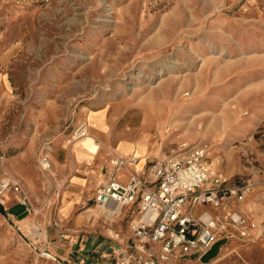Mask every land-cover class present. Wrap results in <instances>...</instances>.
<instances>
[{
    "label": "rangeland",
    "instance_id": "obj_1",
    "mask_svg": "<svg viewBox=\"0 0 264 264\" xmlns=\"http://www.w3.org/2000/svg\"><path fill=\"white\" fill-rule=\"evenodd\" d=\"M146 107L168 111L162 144L204 143L226 177L249 179L241 207L260 224L179 263L264 264V0H0V264H73L47 245L75 233L54 219L67 182L39 159L73 141L82 108L125 126ZM87 202L82 233L124 237L130 218Z\"/></svg>",
    "mask_w": 264,
    "mask_h": 264
},
{
    "label": "built area",
    "instance_id": "obj_2",
    "mask_svg": "<svg viewBox=\"0 0 264 264\" xmlns=\"http://www.w3.org/2000/svg\"><path fill=\"white\" fill-rule=\"evenodd\" d=\"M86 134V124L81 122L72 139ZM44 149L49 150L47 143ZM111 163L116 169L128 167V179H107L96 189L93 202L106 209L109 218L137 205V214L128 224L135 239L133 249L121 252L116 264L200 261L219 239L247 241L258 232L260 224L236 206L249 183L229 181L214 169L204 143H181L176 152L155 158L145 170L133 157L115 154ZM39 166L50 170L47 154L41 155ZM13 185L19 190L18 183Z\"/></svg>",
    "mask_w": 264,
    "mask_h": 264
},
{
    "label": "crops",
    "instance_id": "obj_3",
    "mask_svg": "<svg viewBox=\"0 0 264 264\" xmlns=\"http://www.w3.org/2000/svg\"><path fill=\"white\" fill-rule=\"evenodd\" d=\"M138 112L131 113L126 117L124 115L125 126H119L121 111L107 112L82 108L78 112L76 121L79 123L83 121L87 125L88 135L69 141L67 145L61 139L53 140L55 148L62 146L67 150L61 159L57 158V154L54 152L55 148L52 150L50 148L49 152L56 177L65 179L67 182L60 192L59 208L54 219L58 220L60 224L70 221L72 229L75 231V233L66 235L68 240L57 237L55 241L47 244L52 247L56 256L71 260L73 264H112V258H117L123 251L133 249L135 239L129 230L124 237L117 234L115 238L82 233L80 228L83 227L90 215L83 214V212L78 213L77 210L86 207L90 197L93 202L96 187L107 179L127 181L129 168L114 170L109 161L115 154L125 159L136 157L137 166L145 170L155 158L174 153L179 149L178 147L172 148L170 143L162 144L160 142L164 126L163 117L168 114L166 109L146 107ZM174 123H176V119ZM97 140L104 144H99ZM213 158L214 161H211L208 155L214 169L222 172L225 176L223 168L214 163H217L218 157L214 156ZM50 171L52 170L50 169ZM24 177L27 182H31L26 174ZM226 179L247 181L251 186L249 179L236 178L237 180H232L229 177ZM250 186L247 191L250 190ZM236 206L245 213L241 207L242 202L237 203ZM131 208H123L120 215L114 218H119L118 220L132 219L135 214ZM245 214L251 216L249 212Z\"/></svg>",
    "mask_w": 264,
    "mask_h": 264
},
{
    "label": "water",
    "instance_id": "obj_4",
    "mask_svg": "<svg viewBox=\"0 0 264 264\" xmlns=\"http://www.w3.org/2000/svg\"><path fill=\"white\" fill-rule=\"evenodd\" d=\"M25 208L22 204H17L16 206L12 207L11 209H9L10 213H13L17 216H23L26 212L24 211ZM0 213H2L3 215H6L7 212L4 208V206L0 203ZM227 244V239L223 238V239H219L218 241H216L210 249H208L201 257H200V261L205 263L210 261L212 258H214L221 246Z\"/></svg>",
    "mask_w": 264,
    "mask_h": 264
},
{
    "label": "bare ground",
    "instance_id": "obj_5",
    "mask_svg": "<svg viewBox=\"0 0 264 264\" xmlns=\"http://www.w3.org/2000/svg\"><path fill=\"white\" fill-rule=\"evenodd\" d=\"M86 129H87V125H86ZM86 135H88V129H87V134ZM81 138V137H80ZM77 139H79V138H77ZM74 140H76V139H74ZM133 158H136V157H133Z\"/></svg>",
    "mask_w": 264,
    "mask_h": 264
}]
</instances>
